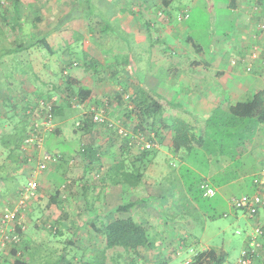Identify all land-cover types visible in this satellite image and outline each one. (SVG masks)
I'll list each match as a JSON object with an SVG mask.
<instances>
[{"label":"rangeland","instance_id":"1","mask_svg":"<svg viewBox=\"0 0 264 264\" xmlns=\"http://www.w3.org/2000/svg\"><path fill=\"white\" fill-rule=\"evenodd\" d=\"M160 1L22 0V9L16 10L14 2L11 4L10 0H0V163L4 164L0 179V206H10L15 202L19 192L27 187L30 169L42 155L41 153L38 159L36 157L27 161L21 156L22 144L18 150H13V153H9L1 144L2 139L17 132L24 124L19 101L26 102L21 96V89H24L26 81L23 82L20 78L30 76L38 86L37 95L31 93L27 96V99L35 104V108L37 101L34 99L38 96L40 103L51 102L58 108L57 113L52 116L50 130H46L42 136L40 149L53 154L61 161L59 160L56 168L47 164L45 171L38 175L37 179L41 180V186L46 189L41 188L44 197L39 199L38 192L37 197L24 211L27 222L24 234L35 239L38 249L49 248L53 254L45 259L40 251V257L33 263H101L100 250L103 243L98 240V248L92 250L94 244L90 241V236L95 233H91L87 224L81 225L77 220L82 217V205H79V202L82 203L88 197L82 182H78L80 176L82 178L84 162L79 152L82 145L92 144L94 147H100L104 157H108L112 151L115 154V158L111 157L113 160L123 149L119 150L123 134L114 137V143L109 142L108 146L105 144V137L109 132L108 125L105 128V125L94 124L90 132L78 130L76 123L80 122L84 113L86 114L87 108L80 107L76 98L72 102L73 106H68L71 98L68 97L69 94L63 93L65 77H77V80L91 82L96 96L110 98L105 118L115 124L116 128L119 126L133 136L129 127L133 120L125 115L130 104L126 94L130 89L141 83L154 92L174 71L175 66L182 70L183 64L194 60L213 63L215 58H219L222 60L220 67L225 68L228 59L237 58L235 53L229 54L228 51L236 33L240 32L239 19H244L243 14L253 16L255 22L264 20L257 14L258 11L264 12V0H238L235 5L241 3V10L240 6H235L237 10L231 9L230 0H173L168 8L163 7ZM19 12L25 14L21 17L15 16H20ZM72 15L81 16L72 18ZM145 22L150 25L146 33L141 32V28L145 31ZM101 25L107 26L113 33L108 30L102 32ZM21 26L26 38L34 43L24 51H16L18 44L23 40L19 32ZM247 34L251 36L242 37L238 46L251 42L247 39L252 38V30L243 33L244 36ZM62 36L75 39L72 44L67 45L61 41ZM39 39H45L50 48L40 46ZM257 39L254 38L256 41H262ZM84 53L96 60L93 67L95 70L84 65ZM71 60L82 64L71 66ZM26 62H29V65H26ZM24 68L27 69L25 72ZM189 69L190 67L187 71ZM151 81L155 82L154 86L148 84ZM261 81L264 82L262 77ZM246 93L247 98L244 99H249L251 95L247 91L239 93V96L242 97ZM118 94L123 95L122 105L115 102L114 97ZM5 96L9 98L6 99ZM4 111L7 112L6 115ZM34 115L30 113L28 122L25 118L26 133L32 119L36 118ZM39 116H42V113ZM243 130L247 132L246 136H242L249 140L240 145L242 151L238 150L234 158L230 154H210L205 147L181 151L185 152L184 157L180 156V152L178 155H170L167 147L157 139L156 144L160 152L153 159L157 162L152 164L151 168L150 164L148 165L149 169L144 172L146 175H143L144 183L138 187L136 194L155 195L153 204L157 209L153 208L150 215H144V203L138 204L136 209V215H141L143 219L146 216L147 222L152 225L148 231L156 240L155 250L142 249V253L137 255L135 252L131 254L121 247H115L105 251L104 264H187L192 261L193 253L209 249L225 256L224 264L235 262L244 246L245 234L252 229L253 219L243 209L232 207L229 199H239L253 193L252 180L264 164V123L253 121L248 129ZM104 131L107 133L104 134ZM198 134L199 130L194 131L195 136ZM148 136L149 132L138 135L133 138V143L141 149L135 140L147 139ZM210 140L208 138L207 141ZM163 144H166L165 141ZM208 149L218 150V145L212 143ZM106 166L107 163L100 171L106 170ZM66 171L74 176L66 175ZM180 171H184L182 178ZM218 172L221 180H226L222 185L213 180L216 178L214 174ZM93 174H97L96 170H93ZM96 176L86 177V180L93 184L102 183ZM66 178H72L71 190L78 194L66 192L65 201V191L70 189L64 187ZM199 180L211 182L213 185L208 182L206 184L213 187L214 195L200 196L196 191ZM145 181L153 185L152 191L151 187H148L150 184ZM105 182H108V178ZM219 185L221 187L218 188ZM58 190L60 194L57 195L56 201L52 202L53 205L47 203L49 194L54 195ZM161 194L167 201L173 196L178 197L176 205L163 208L166 225L162 224L163 216L159 205ZM124 201H128L127 198H124ZM263 211L264 208H261L260 214ZM87 212L89 213V210ZM96 212L94 210L92 214L95 215ZM57 220H60V225ZM76 224L82 229H75L74 232L68 230ZM11 228V225L0 226V236ZM182 238H185L186 246ZM20 240L21 233L18 242ZM67 240L73 243L70 244ZM116 252L122 256L115 257ZM8 253L9 251H0V260ZM38 260H43V263Z\"/></svg>","mask_w":264,"mask_h":264},{"label":"trees","instance_id":"2","mask_svg":"<svg viewBox=\"0 0 264 264\" xmlns=\"http://www.w3.org/2000/svg\"><path fill=\"white\" fill-rule=\"evenodd\" d=\"M172 1L173 0H161L160 2L163 7L168 8ZM10 2L12 4L13 2H16V0H10ZM231 3L234 4V0L230 1V5ZM80 16L81 15L78 16L72 15L71 17L75 18ZM96 25L98 26L99 23H96ZM34 26L35 25L33 22V27ZM102 26L103 25H101L100 27L102 32L108 30L107 27L108 24L107 26H103V27ZM148 27H150V25H148V23L145 22V27L143 26L145 31H143V29L141 28V32L146 33L148 31ZM110 32L113 33L112 31ZM74 39H75L74 37L72 38L69 36V38H66L65 36H62L61 41L69 45L72 44ZM33 43L34 42L19 43L18 44L19 46L15 50L24 51ZM38 44H40V46L44 45L50 48L49 43L46 42L45 39L42 40L39 39ZM83 55H85L83 61L86 63L84 65H87L88 67L91 68L95 67L96 60L88 53H84ZM69 63L71 66H73L80 62L71 60ZM127 64L129 66V62ZM110 65L115 66L114 64H108V66ZM64 67L62 69H64ZM26 70L27 69L25 68L23 69L24 72ZM255 70L256 69H254V71ZM251 72H253V70ZM90 84L91 82H83L81 79L75 80V82H73V80L69 76L65 77V82H64L65 88L63 90V93L69 94L68 97L71 98L69 100L68 106L72 107L73 106L72 102L74 101V98H76L79 105H82V107L84 106L87 108L86 114L84 113L85 116L83 115L80 122L77 124L78 130L83 132H90L95 124L92 121L91 114L93 111L91 110V105H93L96 109L102 107L105 109V113H107L108 110L107 107L104 105V102L106 101L107 104H110L109 103L110 98L108 99L107 96L106 97L100 96L99 98L93 99L91 97L92 87ZM122 96H123L122 94L116 95L114 97L116 100L115 102L122 105L123 104ZM126 97L130 104L129 107L127 108V112H125V115L133 120V122L129 126L133 134H137V133L145 134L146 132H149V136L147 138L151 140L153 139L156 140V138L161 139L162 137L165 136L166 133L168 134L170 132L171 133L170 147L174 154L181 151H189L195 147L197 148L205 147L207 148L206 150L209 151L210 154L211 153L220 154L221 156L230 154L234 158L238 154L237 153L238 150L240 152L242 151L239 148L240 145L245 143L247 140H249L242 136V135L246 136V132H247L246 130L243 129H248L250 123H252L253 121H256L258 123H262V122L264 123V87L260 90L253 92V94L249 99L236 101L228 105L226 109H222L219 107L214 109L211 112V114H209L208 117L205 119L204 125L198 127L197 129H193V127H191L185 121H183L178 117L163 119L162 116L164 109L162 103L159 101L160 95L155 91L154 92L151 91L147 86L142 85L141 83L136 88L132 90L130 89L126 94ZM69 98H67V100ZM38 100H39V96L37 99L36 98L34 99V101H37L36 108L34 107L35 104H33L34 108L30 109L31 111L30 113H33V115L35 114L34 116L36 118L40 117L39 114L45 110V107H42V104L47 105L44 102L40 103ZM30 105H28V107H30ZM50 106H51L52 115L57 113L58 111L57 106L56 105L53 106L52 103L50 104ZM25 109L26 107L25 108L22 107V110L25 111ZM30 113L26 114L25 112H22L23 114L22 117L24 119L26 118V122H28V120L30 119ZM26 122H23L24 123L23 126H21L20 129H18V131L20 132L18 131L14 132L11 135L6 136L4 139H2L1 142L2 146H4L5 147L4 149L8 150L9 153H13V150H18V148L22 144L23 138L26 135L25 132V127L27 125ZM104 125L105 124H101L100 126H104ZM108 130L109 132L107 133L108 136L106 140L107 143H105L107 146L109 145L108 144L109 142L110 144L114 143L113 140L114 137L120 136V134L117 132V129L111 130V128H109ZM196 130L197 131L199 130V134L197 136L194 135V131ZM208 138L211 139L209 142L207 141ZM120 139L121 140H120L119 150L120 148L123 149L120 150L119 155L118 157H116V159L111 160L112 159L111 157L115 156V154L112 151L108 155V157H104L103 154H101L100 147H94L92 144L82 145L79 153H81V155L84 157V160L89 161L88 163L90 164L97 163L99 165L101 164L102 166H105V163L110 164L109 171L108 172L106 171L103 175L104 180L106 178H109V181L107 183L121 184L123 187H129V186L134 187L137 185H141L144 181L143 175L145 169L148 167L150 163H152V160L156 158V156L159 154L160 151L156 147L138 149L139 148L138 145L133 143L134 139L132 137V133L121 136ZM212 143L218 145V150L214 151L208 149V147H210V144ZM9 145H11L10 146L11 148H9ZM217 151L219 153H217ZM183 153L185 154V152ZM21 156L22 159H24L22 154ZM59 160L61 161L60 158ZM59 160L58 158H56V162L54 163L55 168L57 165H59L58 164ZM3 165L0 163V178L2 174ZM101 165L97 166V168L101 167ZM183 173L184 171H180L181 178L184 175ZM258 174L255 175L251 183V187L253 188V190L255 189L253 181L255 178L258 177ZM219 175L220 172L214 174V176L218 179L215 178L213 180L218 184L222 185L226 180L225 181L221 180ZM206 182H208V180H204V181L199 180L197 182L196 191L202 197H208L203 194L204 191L201 188V184H206ZM208 183L213 185L211 182ZM83 187H85V184L83 185ZM211 188L213 189V187ZM188 189L191 190L190 188ZM57 195L58 194L55 193L54 199L57 197ZM151 197L154 198L155 195L153 196L143 195V196H139L135 200L122 202L114 210L116 213H118L116 218H108L107 216H105L99 218L98 220H96V218L92 219L91 227L96 231V233H102L103 235L104 250L107 248L121 247L124 250L130 252L131 254L135 252L137 253V255L141 254L142 249L155 250L154 244L156 243V240H154V238L150 236V233L148 231V226L144 222H140L135 218H133V214H132V210L134 206L146 202L147 200L151 199ZM177 198L178 197L175 198L173 196V198L169 199V205L170 204L173 206L176 205L175 202ZM229 203L231 204L232 207H234L232 205V198L229 199ZM14 227L16 232L20 233L22 229L21 225L16 224ZM181 240L184 242V246H186L187 244L185 243V238H182ZM246 242H247V237L245 236L244 246ZM15 249L16 248L14 247L12 248L11 251V253H14V256L16 252ZM225 259L226 257L223 256L222 254L215 252V250L213 249H209V250L196 251L195 253H193L192 261H188L187 264H206V263L224 264ZM10 264H31V263L17 256L14 257L13 261ZM80 264H88V263L81 262Z\"/></svg>","mask_w":264,"mask_h":264},{"label":"crops","instance_id":"3","mask_svg":"<svg viewBox=\"0 0 264 264\" xmlns=\"http://www.w3.org/2000/svg\"><path fill=\"white\" fill-rule=\"evenodd\" d=\"M14 3H16L13 5L15 6L16 10L22 9V6L20 5V3H23L22 0H16V2ZM236 3H238V0H234V4L232 3L231 5L229 4L231 9L237 10L235 6H240V10H241L242 8L241 3H239V5H235ZM19 14L20 16L16 14L15 16L21 17L25 13L19 12ZM257 14L261 15V18H264V12L258 11ZM243 16H244L243 20L242 18L239 19L240 28L238 30H240V32L236 33L235 40L231 42V49L230 51H228L229 54L235 53L238 59L245 56V53H247L250 49H252V46L254 45V43L257 42V41H254L252 38H248L247 40L251 42L249 44H246L244 42L240 44L241 48H239L240 45L238 46V43L240 42L242 37L251 36L250 34L249 35L247 34L244 36L243 35L244 32L252 30V33L257 35V38H258L257 40H262L258 42L264 45V33H259L257 31L256 26H255V23L257 21L256 22L254 21L255 19L253 16L252 17L247 16L246 14H243ZM246 17H248L249 19H246ZM19 30H20L19 31L20 34H22V39H23L21 43H27V42L30 43L31 41L28 40L29 38H26L27 36L25 37V35L23 34L22 26L19 27ZM221 61L222 60H219V58H215L213 63H206V61L194 60V61H191L189 64H183L182 70L178 69V67L175 66L174 71L170 74L168 73L169 76H167V79L164 80V77H163V80H164L163 84L160 87L157 86L156 90H154L160 95L159 101L162 103V106L164 109L162 118L169 119L171 117L172 118L178 117L182 119L183 121H185L188 125L193 127V129H197L198 127H201L204 125L205 119L208 117L209 114H211V112L214 109L218 107L222 109H226L228 105L236 101L245 100L244 98H247L246 97L247 93L244 96H242L243 98L239 96V93L247 91L250 95H252L253 92L260 90L264 87V82L261 81V77L264 79L263 72L255 70L253 72L248 73L245 71L244 61L238 60V62L233 65L231 63V58L228 59V62H225L227 66L225 68H222L220 67ZM26 63H27L26 65H29V62H26ZM184 67H186V69H184ZM189 67L190 69L187 71V68ZM23 75L25 74L23 73ZM29 78L31 77L24 76L23 78H20V79H23V82L26 81L24 84V89H21L22 91L21 96L24 97V101L26 100V102H23V100L19 101L20 102L19 106L21 107L20 112L21 113L25 112L26 114L30 113L31 112L30 109L34 108L31 101L27 99V96L30 95L31 93L37 95L36 92L38 91V86L34 84L33 78H31L30 80ZM71 79L73 80V82H75V80H77V77H74ZM148 84L150 86L152 85L154 86L155 82L151 81ZM96 95L97 94L94 93L93 87H92L91 97L94 99L95 97L97 98L101 96V95L100 96H96ZM5 98L6 99L9 98V96H5ZM28 102L32 105H30ZM1 103L2 105L4 104L3 101H1ZM28 105H30V107H28ZM22 107L24 108L26 107L25 111L22 110ZM4 113L5 115L7 114L6 111H4ZM0 121L2 122V120ZM23 122H25V119ZM199 123H201V125H199ZM196 124L199 126H197ZM103 133L105 134L107 132L104 131ZM105 139L107 140V137H105ZM157 139H158V142H160V144L167 147L168 154L169 153L170 155L174 154L170 147L171 145V133L170 132L167 135L165 134V136L162 137L161 139L156 138V140ZM164 141L166 144H163ZM178 153L179 152H177L175 155H178ZM179 154L182 157H184L185 155L183 152H180ZM82 158L84 161L83 162V173H82V178L80 176V178L78 179V182H82L83 185L85 184L84 191H86L88 197H86V199H84L82 203L79 202V205H82V207H80L81 208L80 214L82 215V217L77 220L81 225L87 224L91 228L90 230L91 233H95L93 236H90L91 238L90 241L92 242V244H94V248L92 250L95 251L98 248L97 246L98 240H100L103 243V245L101 246L102 249L100 250V252H101V264H104V261H105L104 257L106 255L105 251L107 252V250H113V248H110V249L107 248L105 250L103 249L104 248L103 235L102 233H96V231L91 227V221L93 218H96V220H98L99 217L101 218L105 216H107L108 218H116L118 213L114 211L115 208L118 205H120L122 202H126L124 201V198H127L128 201L137 199L139 197V196H136L137 189L138 187H141V185H137L134 187H131V186L123 187L121 184L107 183L105 182L103 175L106 171L107 172L109 171L110 164L107 163L108 166H106V170H104L103 171L104 173H103L102 171H100V169L103 167L101 164H100L101 167L97 168V166H100L99 164L97 163L90 164L88 163L89 161L86 162V160H84L83 156ZM156 162L157 160H153L152 163H150L149 165L150 168H151V165ZM147 169H149V167H147L145 171ZM93 170H96L97 174H93ZM66 175L70 176L72 174L66 171ZM95 175H97L96 177H98L102 183L97 182V184H93V183H90L88 180H86V177L87 178L88 177L90 178V176L95 177ZM144 175H146V173H144ZM84 178L86 181L84 180ZM65 180H66V185L64 187L65 188L70 187L69 190L67 188V190L65 191V198L63 199L66 201L67 199L66 192H70L71 194H74V195H77L78 193L73 192V190H71L73 186L72 178L71 180L70 178H66ZM38 181H39V187H38L39 191L38 192L40 195L39 199H43L44 196L42 195V189L44 188L41 186L42 184L41 180L38 179ZM108 181H109V178H108ZM145 182L149 183L148 181H145ZM149 184L150 185H148V187H151V191H152L153 185L151 183ZM55 193L59 195L60 191L59 190L55 191L54 195L49 194V201H46L47 203L49 202L52 203L56 201L57 198L54 199ZM46 195H48V192ZM148 195L153 196L152 193ZM162 195L163 194H161L162 200L160 199L161 202L159 205H161L160 211L163 216L162 224H165L166 219L164 218L165 217L164 209L165 207H169L171 204L169 205V199L168 201L165 200L164 196ZM147 202L148 203L144 202L143 204V208H145V211H146L144 215H147V213L148 215H150L152 213L153 208L157 209V206L153 204L154 198L151 199V201L147 200ZM51 205H53V203ZM137 207L139 206L136 205L133 207V210H132L133 218H135L136 220L140 222H144L147 226H149L148 229H151L152 225L151 223L147 222L146 216L143 219L140 217L141 215H138V216L136 215V209H138ZM88 210H89V213L91 214L87 212ZM94 210L97 211L95 215L92 214ZM60 217L63 218L62 215H60ZM258 217H260L259 219L263 222L262 224H264V211L262 214L259 213ZM57 221H58V224L60 225V220H57ZM26 225H27V222L25 220V214H24L23 219H22V225H21L22 229L20 231L21 240L20 242L17 243L16 246H14L16 248L15 250L18 251L20 254V256L18 255L17 256L23 260L29 261L31 264H40V263H33L34 260L40 257V251L43 252L45 259L47 257L52 256L53 253L50 251L51 249L49 248L47 249H44V247L42 249L37 248L38 245L35 243V239L28 238V236L24 234ZM69 229L71 232H74L73 230L75 229L78 230L82 228H80L79 224H76L74 228L69 227L68 230ZM85 230H87V228ZM164 234L167 235L165 231H164ZM98 236H100V238H98ZM168 238L169 237H167V239ZM67 242H69L70 244L73 243V241L71 240L70 241L67 240ZM116 249H118V247H116ZM11 251L12 249H9V253L2 256V259L0 260V264H10L13 261L14 257H17L16 255L13 256L14 253H11ZM115 255H116L115 257L122 256L121 253H118V252H116ZM11 256H13V258H11ZM38 262L43 263V260H38ZM53 263H55V261H52L49 264H53ZM257 264H262V262L258 261Z\"/></svg>","mask_w":264,"mask_h":264},{"label":"built area","instance_id":"4","mask_svg":"<svg viewBox=\"0 0 264 264\" xmlns=\"http://www.w3.org/2000/svg\"><path fill=\"white\" fill-rule=\"evenodd\" d=\"M255 24L257 31L259 33H264V20L257 21ZM254 38H257L256 34L252 35L253 40ZM237 59L238 58H231V63L234 65L238 60L244 61L246 72H251L256 69L264 73V45L260 44L258 41L254 43L252 49L245 53V56ZM50 103L44 105L45 110L42 112V116L32 119L28 132L23 138L22 149H20L24 160L30 161L32 158L34 159L36 157L38 159V155L42 153L41 159H39L35 166L30 169L27 187L19 192L15 202L10 206H0V226H12L10 230H7V233L2 237L0 236V251L3 252L7 251L10 246L16 245L19 241V234L15 231L14 226L16 224L22 225L25 208L37 197L39 187L37 179L38 175L45 171L44 169L47 167V164H52V166H54V163L56 162V158L53 154H50L47 151H41L40 149L42 136L45 134L44 132L46 130H50L52 125L53 115ZM104 105L107 107L106 101L104 102ZM80 107H82V105H80ZM91 110L93 111L91 114L92 121L95 124H105L108 125V129H117L119 134H127L126 130L124 131L119 128V126L116 128L115 124L107 121L104 108L100 107L99 109H96L94 106H91ZM138 135H141V133L133 134L132 137L134 138ZM136 141H138L141 149L151 147L157 148L158 145L154 139L141 138L140 141L138 139H136ZM253 182L255 186L253 193L250 195H244L239 199L232 198V205L236 208L243 209L245 213L253 219L252 229L246 234L247 242L241 249L236 261L232 264H257L258 261H261L262 264H264V224L260 222L258 217L260 209L264 208V167L260 170L258 177L255 178ZM201 188L204 191L203 194L206 196L214 194V189L206 184H201Z\"/></svg>","mask_w":264,"mask_h":264},{"label":"clouds","instance_id":"5","mask_svg":"<svg viewBox=\"0 0 264 264\" xmlns=\"http://www.w3.org/2000/svg\"><path fill=\"white\" fill-rule=\"evenodd\" d=\"M14 229H15V227H14ZM15 231H16V230H15ZM17 233H18V234H19V236H20V233H19V232H17ZM16 245H17V244H16ZM16 245H14V246H16ZM14 246H10V247H9V249H12V248H14ZM9 249H8L7 251H9ZM15 255H16V256H17V255H18V256H20V254H19V252H18V251H16V252H15Z\"/></svg>","mask_w":264,"mask_h":264}]
</instances>
